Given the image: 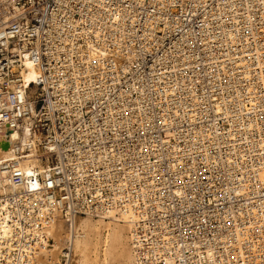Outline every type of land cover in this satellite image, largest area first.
Masks as SVG:
<instances>
[{
  "label": "built area",
  "instance_id": "1",
  "mask_svg": "<svg viewBox=\"0 0 264 264\" xmlns=\"http://www.w3.org/2000/svg\"><path fill=\"white\" fill-rule=\"evenodd\" d=\"M219 11L215 0H0V133L18 134L13 156L0 162V182L14 188L0 190V215L18 222L14 238L23 240L16 249L27 254L24 247L41 238L39 232L55 223V214L70 227L80 217L105 218L113 212L132 225L131 241L144 264H208L201 260L204 246L188 247L185 238H240L237 256L246 241L260 250V217L253 214L260 215L264 203V159L258 157L260 144L248 148L260 133V80L247 75L246 60L239 58L251 48L248 55H254L260 37L264 47V19L257 13L253 33L243 31L245 51L234 41L243 28ZM222 22L227 25L224 45L240 63L218 71L211 62L225 58L219 54L220 38L209 33ZM30 70L37 77L27 81ZM227 70L238 75L245 93L255 92L242 97V110L222 105ZM248 112L258 116L246 130L238 116ZM214 128L229 135L219 146L229 153H218L223 161L213 152L205 155L203 145L189 150L197 136H209ZM236 129L239 133L231 134ZM37 153L45 164L35 168V176L44 189L34 194L17 169L18 162ZM249 158L259 165L250 161L249 173L239 172L238 183L227 184L232 190L221 188L232 177L221 167ZM178 178L192 187L185 194ZM227 202L232 214L227 208L219 218L214 212ZM240 202L248 210L240 212ZM177 207L176 221L153 227L151 210L164 215ZM44 238H51L50 230ZM168 238L177 242L166 248ZM239 264L264 261L241 259Z\"/></svg>",
  "mask_w": 264,
  "mask_h": 264
},
{
  "label": "bare ground",
  "instance_id": "2",
  "mask_svg": "<svg viewBox=\"0 0 264 264\" xmlns=\"http://www.w3.org/2000/svg\"><path fill=\"white\" fill-rule=\"evenodd\" d=\"M216 4L219 3L220 11L219 13H223L227 15V19L237 21L239 26L238 28H243L242 32L235 37V44L236 49H243L246 51V45L244 38L243 31H247L248 34H252L254 29L257 26L258 20L253 18L257 13L260 15V21L261 19H264V0H253L249 5L241 4L240 0H215ZM216 5L214 6V8ZM244 10V11H243ZM244 14L247 15L248 19L243 18ZM214 15H218V9L215 10ZM237 18V19H236ZM242 25V26H241ZM227 25L226 22L219 23L216 27H214V30L210 32L211 29H207L210 37H219L220 41L219 44V54H221L225 60H222L220 63L214 60V62H211V64H217L216 69L218 71L221 70L220 66H238L239 61L236 60L234 57L236 55V52L233 51L231 47L224 45V36L225 33H227ZM190 39V38H189ZM185 41V40H183ZM186 42V41H185ZM190 45L193 44V42L188 41ZM262 39L260 37V48H264L262 46ZM260 48L257 50L259 51ZM253 49L251 48L250 51L247 53V55L243 56L242 58H239V60H246V69L245 72L248 76L251 78L254 77V79L260 80V133L254 134L253 137H257L258 140L251 139V143H249V149H254L256 145L260 144V156H258L261 160L264 159V155L262 154V151L264 150V53L258 54V51L254 55H248L250 52H252ZM228 63V65H226ZM259 65L260 68L257 66ZM226 76L227 83L224 85L223 91V97H221V100L223 101V107L230 108L233 106L237 107L238 109L242 110V97L244 95H253L255 92L248 94L245 93L243 88L239 87V77L238 75H235L231 71L227 70L225 73H223ZM37 77V72L35 70H30L26 74V80L30 81ZM251 85V84H249ZM233 95H236L238 98L236 104H231V98ZM239 95H241L239 97ZM248 99H252L255 101V99L250 96ZM216 105V102L214 103ZM258 116V115H255ZM251 115V112H248V116L240 115L239 120L240 121H246V123L243 124L242 127H244L246 130H248L249 127L252 126L251 123L255 120ZM234 124V123H233ZM239 124V123H237ZM241 125V124H240ZM240 129H236L231 131V134L237 135L239 133ZM196 132V131H195ZM199 134V133H198ZM200 137L197 140H195V137L193 139L195 141H192L190 144L189 150L191 152H194L198 150L199 146L203 145V152L205 155H209V153L213 152V156L216 155L218 161H223L222 156L220 154L225 153V149L219 148V146H223L224 143L229 141V135L224 134L223 132L219 131L217 128H214L213 131H211V135L206 136H197ZM18 138L17 132H3L0 133V162L3 159L11 158L13 155L11 149ZM244 135L242 136V139H244ZM208 139L209 144L203 143L204 140ZM197 141V142H196ZM238 143H240V140L238 139ZM257 145V146H258ZM241 145H238V148L240 149ZM218 149L216 152L214 149ZM230 151L237 152L238 149L235 147H230ZM160 154L164 153L163 150L159 151ZM220 153V154H218ZM229 153L226 152L223 155H228ZM164 155L168 158L167 154L164 153ZM220 155V156H219ZM36 157V158H35ZM257 159L259 160V158ZM194 160V159H193ZM250 161L255 162L254 166H258L259 162H256L253 158H249V162H241V163H230L228 162L227 166H223L221 168H226L230 171L231 179L227 181L226 186L221 188H229L227 186L228 183L231 181H236L238 183V176L239 172L242 174L249 173L248 168L250 165ZM45 162L40 159L38 153L37 156L30 155V158L26 161L22 160L21 162H18V171L22 172L24 176L26 177L27 184L26 187H28L29 190L34 192V194H39L43 192L44 188L42 187V184L38 181V179L35 176V168L38 166L40 169L44 167ZM261 167L264 168V161L260 163ZM241 166V167H236ZM153 169H156V166L153 165ZM195 170V168H194ZM0 180H1V174H0ZM7 182V180H6ZM177 182H179L185 191L188 189H191V185H183L182 179L178 178ZM250 183V189L254 190L255 193L258 191L256 190V186ZM5 187L6 191L12 192L13 187L6 186L4 183L2 184L0 182V190ZM230 189V188H229ZM232 190V189H230ZM260 192V190H259ZM37 196V195H35ZM167 197H171L170 195H167ZM225 197L224 199H226ZM187 200H190L186 198ZM192 203H196V199L190 200ZM32 205H35L34 203L37 202L36 198L30 197L29 201ZM153 204H151V207L153 208V205H158V198L154 199ZM189 203V202H188ZM38 205H36L37 207ZM193 205L189 206L192 207ZM239 206L242 207L239 209L240 212L244 210H248L247 206L240 202ZM229 208L231 210L232 214V206L229 202L224 203L222 206V210L215 211L214 214L221 218L224 211L229 212ZM179 208H171L170 213H166L164 215L158 214V210H151L154 214L151 215V222L153 227L159 228L164 226L167 222L169 224L171 221H176L177 216L179 215ZM31 211V210H28ZM11 212V210H10ZM181 212L187 219V216L189 217V213L185 210L181 209ZM230 214V215H231ZM233 215H238L235 211L233 212ZM21 217H24L26 220H29V216L23 212L19 215ZM254 218L260 217V243L258 244V247H260V250H252L251 247L254 246V244L250 241H246L243 243V247L245 248L244 251H241L240 255L237 256L236 249L239 248V239L240 238H218V236H215L214 238H197L193 241L192 238H185L188 240L187 243H183L184 245L188 244V247H191L198 244H201L204 246L205 253L202 254L201 260H205L208 264H239L240 260H258L264 261V203L260 201V215L259 213L253 214ZM56 221L55 223L50 226L49 228H43L42 231L39 232V235L41 238H38V241L32 242L28 244V246L24 249L30 250L27 254L22 253V250L16 249L15 246L17 243L22 242V238H14L15 237V231L19 229L18 222L14 218L10 217V214H7L5 217H2L0 215V264H72V260H74V256L76 255L78 257V260L74 261L77 262V264H95L94 261H96L94 258H92V253L96 251V258L101 261L100 264H110V260L113 258H116V260L120 264H144L143 259L141 258V254L136 252V249L134 248V244H132L133 241H131V238L133 236L130 235V230L132 229V225L124 223L127 225V231L121 229V225L119 224L118 220H121L117 218L116 215H114L113 212H111L109 215H107L105 218H96L94 216H85L80 217L76 220V223H73L70 227L66 225L65 221L59 217V215L55 214ZM126 218V217H125ZM190 218V217H189ZM10 219V221H8ZM111 220V226L108 229H111L110 233L105 238H96L99 237L101 234V229L103 221L105 220ZM195 220H197V216H195ZM101 221V222H99ZM121 221H126V219H123ZM106 222V221H105ZM101 223V224H100ZM108 223V222H107ZM167 225V227L169 226ZM101 226V227H99ZM105 226V224H104ZM108 227V225L106 226ZM120 227V229H118ZM70 228L75 230L74 232H71ZM105 229V228H104ZM51 234V238L45 239L44 236H47V232ZM124 232H129V234H124ZM233 235V233H231ZM127 235V236H126ZM50 237V236H49ZM177 242V238H168L165 242V247L167 248L168 244H175ZM165 248V249H166ZM13 252H15L13 254ZM74 252V256H73ZM56 253H58L56 255ZM188 259V258H187ZM186 259V260H187ZM196 259V256L194 257ZM184 260V261H186ZM76 264V263H75ZM202 264V263H200Z\"/></svg>",
  "mask_w": 264,
  "mask_h": 264
},
{
  "label": "rangeland",
  "instance_id": "3",
  "mask_svg": "<svg viewBox=\"0 0 264 264\" xmlns=\"http://www.w3.org/2000/svg\"><path fill=\"white\" fill-rule=\"evenodd\" d=\"M106 221V222H105ZM105 221H103V223L105 224V226H104V224H102L101 226H102V228L103 229H101V234H100V236L99 237H96V238H105L109 233H110V231H111V229H108V228H110V222H111V220H109V219H107V220H105ZM120 221V222H119ZM99 222H101V221H99ZM108 222V223H107ZM118 222H119V224L121 225V229H123L124 231L126 230L127 231V225H125L124 223L125 222H123V221H121V220H118ZM101 224V223H100ZM108 225V227H106ZM101 226H99V227H101ZM105 228V229H104ZM118 229H120V227H118ZM124 234H129V232H124ZM109 236V235H108ZM107 236V237H108ZM127 236V235H126ZM58 253H56V255H57ZM75 254H74V252H73V256H74ZM92 258H94L96 261H94V263L95 264H100L101 263V261L100 260H98L96 257V251H94L93 253H92ZM74 260H72V264H77V262H74L75 260L77 261L78 260V257L75 255L74 256ZM110 264H120L117 260H116V258H112L111 260H110Z\"/></svg>",
  "mask_w": 264,
  "mask_h": 264
}]
</instances>
